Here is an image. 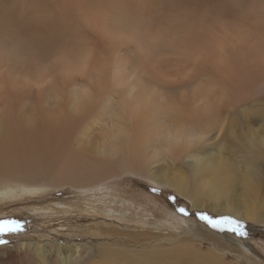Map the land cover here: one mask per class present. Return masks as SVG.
Segmentation results:
<instances>
[{
  "label": "bare ground",
  "instance_id": "6f19581e",
  "mask_svg": "<svg viewBox=\"0 0 264 264\" xmlns=\"http://www.w3.org/2000/svg\"><path fill=\"white\" fill-rule=\"evenodd\" d=\"M128 178L263 226L264 0H0V199ZM101 225L1 261L216 264Z\"/></svg>",
  "mask_w": 264,
  "mask_h": 264
},
{
  "label": "rangeland",
  "instance_id": "374dc122",
  "mask_svg": "<svg viewBox=\"0 0 264 264\" xmlns=\"http://www.w3.org/2000/svg\"><path fill=\"white\" fill-rule=\"evenodd\" d=\"M153 188L159 191L154 193L150 190ZM170 196L177 198L175 203L170 201ZM2 198L0 219L21 221L24 231L6 236L9 243L0 246V252L6 248L12 249L14 255H36L34 247L25 249L20 248V245L50 243L55 247H64L70 254L76 252V243L79 246L86 242L81 241L87 239L86 232H97L94 225L101 223V227L107 228L108 232H103L104 235L98 240L93 239L91 242L95 245L100 242L129 252L157 246V249L184 246L190 249L188 252L192 256L207 262L216 259V264H264L263 219H260L263 226H250L241 220L248 233L244 238L227 232L219 233L207 227L195 215L197 212H207L212 216H220L216 215L217 212L194 209L190 201L178 196L174 190L141 179L128 178L124 182H114L93 191L66 188L37 195L18 192ZM178 207L187 208L192 215H180L176 211ZM224 212L229 216L227 211ZM71 220L77 222L72 223ZM54 253L61 255V261L65 257L62 251ZM94 255L89 258L91 261L84 264H102ZM197 260L194 259V262L203 264L202 260ZM0 264H6L1 261V254ZM8 264L14 263L9 261ZM25 264L40 263L32 260Z\"/></svg>",
  "mask_w": 264,
  "mask_h": 264
},
{
  "label": "snow or ice",
  "instance_id": "6c2138e0",
  "mask_svg": "<svg viewBox=\"0 0 264 264\" xmlns=\"http://www.w3.org/2000/svg\"><path fill=\"white\" fill-rule=\"evenodd\" d=\"M150 190L154 193L159 191V189L155 188ZM169 199L171 202L175 203L177 198L170 196ZM176 211L184 217L192 215V213L185 207H178L176 208ZM195 215L199 221L219 233L227 232L241 238L247 237L248 235L245 223L233 216H212L207 212H197ZM23 231L24 224L21 221L17 219H0V246L9 243V241L5 239L6 236L22 233Z\"/></svg>",
  "mask_w": 264,
  "mask_h": 264
}]
</instances>
